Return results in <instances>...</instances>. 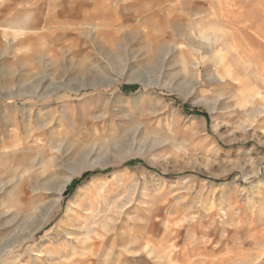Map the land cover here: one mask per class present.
I'll return each instance as SVG.
<instances>
[{
	"label": "rangeland",
	"instance_id": "obj_1",
	"mask_svg": "<svg viewBox=\"0 0 264 264\" xmlns=\"http://www.w3.org/2000/svg\"><path fill=\"white\" fill-rule=\"evenodd\" d=\"M0 264H264V0H0Z\"/></svg>",
	"mask_w": 264,
	"mask_h": 264
},
{
	"label": "crops",
	"instance_id": "obj_2",
	"mask_svg": "<svg viewBox=\"0 0 264 264\" xmlns=\"http://www.w3.org/2000/svg\"><path fill=\"white\" fill-rule=\"evenodd\" d=\"M17 28H23V26H21V24H16Z\"/></svg>",
	"mask_w": 264,
	"mask_h": 264
},
{
	"label": "trees",
	"instance_id": "obj_3",
	"mask_svg": "<svg viewBox=\"0 0 264 264\" xmlns=\"http://www.w3.org/2000/svg\"><path fill=\"white\" fill-rule=\"evenodd\" d=\"M88 175H89V173L86 176H88Z\"/></svg>",
	"mask_w": 264,
	"mask_h": 264
},
{
	"label": "bare ground",
	"instance_id": "obj_4",
	"mask_svg": "<svg viewBox=\"0 0 264 264\" xmlns=\"http://www.w3.org/2000/svg\"><path fill=\"white\" fill-rule=\"evenodd\" d=\"M38 224V223H37ZM41 226V225H40ZM34 229V228H33Z\"/></svg>",
	"mask_w": 264,
	"mask_h": 264
}]
</instances>
